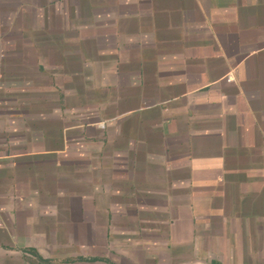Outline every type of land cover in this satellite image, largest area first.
<instances>
[{
    "label": "crops",
    "instance_id": "0c3cea01",
    "mask_svg": "<svg viewBox=\"0 0 264 264\" xmlns=\"http://www.w3.org/2000/svg\"><path fill=\"white\" fill-rule=\"evenodd\" d=\"M0 264H264V0H0Z\"/></svg>",
    "mask_w": 264,
    "mask_h": 264
}]
</instances>
